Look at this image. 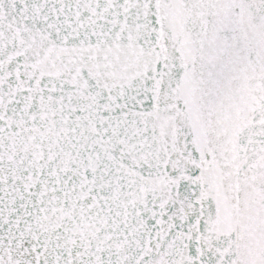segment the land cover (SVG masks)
Wrapping results in <instances>:
<instances>
[{
	"label": "snow or ice",
	"instance_id": "6c2138e0",
	"mask_svg": "<svg viewBox=\"0 0 264 264\" xmlns=\"http://www.w3.org/2000/svg\"><path fill=\"white\" fill-rule=\"evenodd\" d=\"M0 264H264V0H0Z\"/></svg>",
	"mask_w": 264,
	"mask_h": 264
}]
</instances>
